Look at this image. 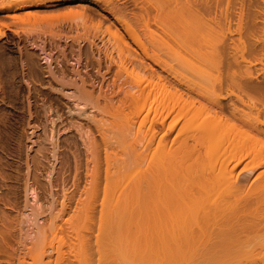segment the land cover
Masks as SVG:
<instances>
[{
    "label": "bare ground",
    "instance_id": "obj_1",
    "mask_svg": "<svg viewBox=\"0 0 264 264\" xmlns=\"http://www.w3.org/2000/svg\"><path fill=\"white\" fill-rule=\"evenodd\" d=\"M82 1H86V0H19V1L16 0V2L10 1V0L9 1L0 0V13L6 14V16L16 17L17 15H7V13L17 11V10H22V9L27 10L30 8L50 7V6H55V5L60 6V4H66L69 2L71 3L80 2V5H82L83 4V3L81 4ZM96 1L98 4H100L101 2V0L100 1L96 0ZM156 1L159 2L158 4L154 1L157 7L154 5L153 9L156 12L152 8L151 10H148L150 8L147 9L146 7V9H143L142 12L139 11L140 13H138L139 19L141 23L144 24L145 28L150 27V24H149L150 20L154 16H156L155 19H157V16L159 17L161 16L160 14H163L162 15L163 19L164 18L166 20L167 18L169 19V17H167L168 16L167 13H166L167 18L164 16L165 15L164 12H166L167 10L166 9L167 7H165V3L167 4L166 6H169L170 4L168 8L171 7L172 11L170 10V13H172L175 19L176 17L177 18L180 17L181 24L182 22H184L185 25H188V24L189 26L191 25V27L188 26L189 28H193L194 27L193 25H195V28H193L194 30L190 29V32L193 34L188 32L189 31L188 27L183 30L185 31L187 29L185 31L187 34L186 37L192 38V36L190 35H194L196 33V35L198 36L202 34L203 32L202 35H207L212 38V41H214L215 43V47H216V44H220V42L222 43L221 48H217V49H219V51L221 49L220 52L221 54H223L222 56H223V60H225L224 61L225 64L223 63L221 67L217 69L214 68L215 70L213 68L212 70L208 66H206L208 69L206 67L204 69H207V71L210 70L208 71V74H207V71L204 72V69L203 70L200 69V71L198 70V74H197L199 76L198 78L197 76L190 73V75H193L191 77L188 74L189 78L191 79H188V77H185L184 79L183 77L184 75H181L180 72L179 74L177 70L175 71L173 65L171 66L170 63L166 64L167 62L165 63V60L161 58L162 56L161 54H159L161 55L159 56L155 54L154 52V54L149 55L148 51L146 50V47H144L143 44L141 45L140 43L141 40H139L140 37H137L136 32L134 31V29H132V27H130L131 25L128 23V21L125 20L120 15V13L119 14L117 13L118 11L116 10H118L119 8L116 9L115 7H113V5L109 6L108 0L106 2L102 1L103 3L101 2L102 5L100 6H103L106 12H108V14H110L113 18V21L110 22L109 27H108V31H109L108 33L111 36V37L110 36L108 37H110L111 39L113 38L112 40L114 42V45L113 46L110 45V46L111 48L115 47L114 50L116 52H119L118 56L122 54V53L120 54V52H123L122 55H125V58L127 57L126 62L129 61L128 63H126L124 60V56L122 58L120 57L121 59H123V62H125L124 64H127V69L125 71L128 72L131 70V69L128 70L129 69L128 64H131V65L133 64L134 66L132 69L135 70L136 68H138L137 69L138 71L144 72V73L148 71L150 75L148 77L149 79L146 78L147 76L145 77V80H146L145 82L144 80L143 81L136 80V83L133 84L135 85V87L132 88V89H135L134 90L135 93L134 94L131 93L130 90H129V93L128 92L126 93L125 91V93L127 94L126 96L128 97L125 96L126 97V98L124 97L125 100L121 99L123 101L122 102L119 101L120 104L122 103L121 106L125 105L124 107H126L129 104V108L131 109L129 114L132 115V118L130 119L127 116L129 118L127 120V117H126V120H127L126 124L128 125L125 128H126L128 135L129 136L133 135L132 133L133 129L136 128L138 130H136L133 140L132 138H130V141L128 144L129 145L128 147L130 148V150L129 149L128 150L131 152L130 156H132V160L127 162L122 158L116 159V162H118L117 164H119L120 166L115 165L116 167L117 166L118 167L114 171H112L113 170L111 169L112 167L110 168L111 170L107 168L110 163L114 162V161L110 162V160H108L110 159L111 156L108 155L109 156L107 157L108 159H106V156L104 158L108 160L107 161L108 164L104 161L108 166L106 167L107 170L105 169L106 172H104L105 173L104 174V186L102 187V191H101L102 195H101V198H98L100 200V204H98L100 206L98 207L99 212H100L99 213L100 216H98L99 219L97 218L98 224L97 223L95 224L93 222V218H96V214L94 213L95 211H93L94 214L91 213V215H95V216L90 215L91 217H89V213L93 210V209L91 210V207L93 206H90L89 204L91 203L90 201H88V198L91 197L95 193L94 191L98 192L99 190H101V188L98 190L96 188V187L99 188L98 183H97V186L93 184L94 186H96L95 187L96 190L92 187L91 189H89L90 191L94 189L92 192L93 194L91 195V192L89 191L90 194L88 193V195H91V196H87L88 198L84 197V199H87L86 201L88 202H86V204H83V202L80 203V205L82 204L84 205L83 207H81L80 205H79L80 207H77L76 205V207L80 209L76 212L74 211L73 213L74 217L72 214V217L69 218V220L66 219L69 222L65 220L67 224L68 223L70 224L69 228L71 229L74 227L78 228V226L81 223H83V225L86 222L88 223L87 220L90 218L92 219L91 222H93L90 225L95 224L96 225L95 228L97 229L99 234L96 237L92 238L94 240V243L88 242L91 240L88 239L87 241V238L81 235V238H79V241L76 240L77 243L74 242L76 243V247H74L75 244L72 243L74 244L72 246L73 247L72 252L69 251V249L71 248L70 243L68 244L70 248L66 246L67 242L65 243L64 246L69 248L68 249L69 254L70 252L74 253L72 254V256L71 255L70 256L75 259L74 260L75 264L76 263L77 264H80V263L81 264H90V263L105 264V262L111 263L112 261L111 262L108 260L106 261V259L111 258V255L113 252H115V249H112V246H111L110 249L113 250L112 252L111 250L109 251L103 250L102 245L103 243H105L103 242V238H104L103 234L106 231H112L114 228L115 229L117 228V231H115V233L119 232V230L121 231L124 240L123 238L121 239L124 241L126 249L128 248L127 253L128 252L131 253L133 257V258H125L129 260V263L132 261V263H138V264H264V76H260V78L258 79L260 74L264 75V67L258 68V66H256V64L252 62L254 58L252 59V61L250 62L248 61V63L246 62V64L245 63L242 64L243 60L240 63L238 60H236L233 53H232V56H234V58L229 55L231 52L230 53L228 52V48H229L228 44L230 43L229 40L231 41L230 39L231 36L230 37L228 36L231 33H233L232 32L234 30L233 27L235 26L231 24L232 23L231 20H233L234 18L233 19L231 18V20H229L230 19L229 17H231L230 15H232L233 12H236V11H233L232 14H229L231 12L229 13L225 12V17L223 18L222 17L223 11L221 12L220 8L217 6L219 8L218 10L219 16L218 14H216L217 16H215V12L218 13V11H216L217 9L215 11L212 10L215 16L214 21L216 20L215 22H213V24L214 23L216 24L217 29H215L212 26V24L211 26L213 28L212 27L208 28V26H202L203 24L202 25L200 24L201 20L200 22L199 20L196 21L197 23H199V25H196L195 19L197 20V18L199 17L197 15L198 9L207 11V13L211 15L212 11H210V9L211 8L213 9L214 3L216 4L218 3L217 5H219V3H221V1L223 0H156ZM226 3H227L226 5L227 7H228V4L229 5L232 4L231 6L239 5L240 6L239 8L241 9L240 11L243 14L244 12L242 11L247 10L246 14H244L247 17L246 26L244 27H247L248 29L245 28L246 32L243 30L244 35L246 33L248 34V36L250 35L248 39L254 38V37L259 38L261 36L260 35L261 33H258V31H255V32L254 31L251 32V31L254 30L253 28H255L257 24H259V22L255 23L256 21L255 19H257V17L260 16L262 18L261 24L264 23V0H226ZM192 7L195 9L193 10ZM82 9H83L82 14H84V16L82 15L83 17H85L87 13L89 12L90 13L95 12L94 8H91V7H90V10L86 6L82 7ZM91 9H93V11H91ZM152 10L155 13H152L153 12ZM225 10L227 9L225 8ZM237 13L239 14L240 12H237ZM243 14H241L240 16L244 17ZM193 16L195 17V19ZM217 17L221 19L219 20ZM242 17H238V18L240 19ZM34 18H37V17H34ZM39 18L41 19L39 21L42 22L44 19L48 17L44 19H42L41 17ZM155 19H152V20L154 21V23L157 22L156 24L158 25V21ZM163 19H161V22ZM165 19L164 21H166ZM180 19H177V20H180ZM137 21H138V17H137ZM172 21H173V17H172ZM168 22L170 23L169 20ZM192 22L195 24H192ZM36 23H37V20L35 24ZM163 23L164 22H162L161 25H163ZM179 23L177 22V25ZM116 24L120 26L123 32L119 31L120 29L117 28ZM200 25L202 27H200ZM163 26L161 27L163 28ZM112 27H114L115 30L112 29ZM173 27L175 28V26ZM181 27L183 28V26ZM203 27L205 29H203ZM162 28H160V30ZM178 28L180 27L178 26ZM207 28L209 29L210 32L208 31ZM260 28L264 30V27L260 26ZM239 29H241V27ZM146 31H148V29H146ZM240 31L241 30H239V32ZM197 32H199L200 34H198ZM166 33H168V30ZM150 34H153V32ZM155 34L156 33H154L153 36ZM1 35L2 33L0 34V36ZM162 35H163V32H162ZM261 37L264 38V34H262ZM164 39L165 38H163V40ZM218 39L221 41L217 42ZM242 39H239V40L241 41ZM108 40L109 39H107V41ZM154 40L158 42L159 39L156 40L154 36L153 41ZM252 41L250 43H248L247 41L246 42L248 45L249 44L252 45ZM133 43L139 45L140 50H141L140 54L141 56H143L144 59L145 58L149 60L151 59L150 61L152 62V64L157 65L163 71L168 70L171 73L173 72V75L169 73L170 75L173 76V79H174V73L177 77L179 76L178 77L179 79H177L175 76L176 78L175 80L177 81L178 84L184 85L183 89H184V92L186 93L184 92L182 93L185 95L180 93L183 90L182 87L180 88L181 90H179L178 87H175V85H177L175 84V82H173L172 84L171 82L165 81L166 79L162 77L161 71H160L161 73L159 72L160 73L159 74L157 73L158 71L153 70L154 68L152 67V65L150 66L152 68L149 67L150 65L149 63L145 65L144 61H142L143 58L139 57L140 56L139 53L138 55H136L137 51L134 50L135 48L133 49ZM153 43L156 44L155 42ZM109 44L107 45V47L109 46ZM160 44L162 46V43ZM253 44H255V41L253 42ZM251 45H249L247 50L250 51V49H252ZM156 47L158 48V46ZM242 47L243 49L247 48V47L245 48L244 45ZM253 48L255 50L256 47L253 46ZM210 49L211 48H209V50ZM104 50L106 49H103L101 51H104ZM163 50L164 49H162V51ZM254 50L252 51L253 53H254ZM261 50H264V49L261 48ZM98 51H99V47H98ZM111 51L112 49L109 50L110 52L109 54L112 53ZM134 51H136V53ZM106 54L108 55V52H106ZM246 56L243 57V59H249V58H246ZM106 57H109V56H106ZM111 57H113V55ZM259 58H261L260 61L262 62V57H259ZM109 62H111V60ZM147 65H148V68H147ZM123 67H126V66H123ZM134 70L133 71L131 70V71L134 72ZM118 71H120V69ZM209 72H212V73H209ZM106 73H107V70H106ZM201 73H204V74L202 75ZM134 74H136L134 76H138L136 73V70ZM180 75L183 79L180 77ZM134 76L131 73L130 78L131 77L135 78ZM104 77L105 76H102L103 79ZM115 79L117 80L118 77ZM103 81L104 80H102V82ZM132 82L134 83L135 81H132ZM157 82L159 83L162 82L161 85L164 83L163 90L159 87L155 89ZM112 83H114V81ZM129 85H132V84H129ZM133 85L131 87H133ZM121 87L122 85L120 86V88ZM164 89L167 90L165 91L166 92L165 95H163L162 93ZM79 91L80 90H78V92ZM191 94H194V96L196 95L195 96L196 98L192 96ZM182 95L184 96V98L186 96V98L185 99L182 98L183 97ZM76 97H74V99ZM89 102H91V100ZM116 106H117L116 109H119L120 105L119 106L116 105ZM77 107H80V105L77 104ZM93 108H96V107H93ZM109 109H111L110 106H109ZM109 109L107 106V110L104 109L103 111L107 112ZM82 111L84 113L85 109L81 110L79 108V110L77 111L79 116H80V113L82 114ZM110 112L111 111L109 110L108 113L110 114ZM113 112L114 111H112L111 114L115 115V113ZM123 114H124V111L122 115ZM86 115H87V112H86ZM93 117H95V115ZM118 118L121 119L122 117L120 116ZM136 119L138 120L140 119L138 123ZM108 135L110 136V134ZM115 147L116 146H114V148ZM110 151H113V149ZM105 155H107V153ZM115 156H117V154H115ZM115 156L113 155V157ZM124 156L127 157L126 155ZM131 165L133 166L131 167ZM99 169L100 168L97 169V172ZM114 177H117V178L115 179ZM84 196H85V192H84ZM94 196H96V194H94ZM89 200H91V198H89ZM92 202L93 204H95L94 200ZM95 202H97V200H95ZM95 207L97 206L94 205V210H95ZM96 211L98 213L97 208H96ZM115 214L117 215V218L115 217L116 219L113 218ZM0 219H2L5 222V223L3 222L4 224H6V221L4 218H0ZM2 220L0 222L1 225H3ZM65 221H64L65 228L63 227V222H62V225H59V226L57 225L58 228L61 227L62 229L63 228L69 229L68 225L67 227L65 226L66 225ZM75 224L76 226H73ZM86 225H85V228H86ZM1 228L2 227H0V230L2 231L0 232V250L2 247L1 243L8 237V235L4 233V232L6 233L8 232L6 230L7 228H2V229ZM85 228H84V231L86 230ZM3 229H4V232H3ZM78 229H75V231H71V230L69 231L75 233ZM68 233L69 235L72 234L70 232ZM118 234L120 235V232ZM6 235L7 237H5ZM69 235L67 234L68 236L67 239L69 238ZM74 235L78 236V233ZM106 235L108 236V234ZM118 236L116 235L115 236L116 238L112 236L111 237L117 240ZM111 237L109 238L108 236L109 239L107 237L106 239L110 241ZM75 239H77V237L74 238V241ZM62 240H63L62 242L65 241L63 237H62ZM7 245H11V244H7ZM110 245H113V244L111 243ZM126 249L124 248V250ZM147 249L149 250L150 253L147 251ZM59 250H60V247L57 250L58 254L64 249H61V251ZM64 257L62 254V258H61V254H60V258H58L59 264H61L60 261H63L65 259ZM113 257L116 258V256H113ZM68 258L66 259V262ZM88 258L89 260H92L90 258H93V261L88 262L89 261ZM114 261L116 260L114 259ZM114 261L112 264H114ZM121 261H122V258H121ZM55 262L57 263V260H55ZM69 262H71L70 264H73L72 261H69Z\"/></svg>",
    "mask_w": 264,
    "mask_h": 264
},
{
    "label": "rangeland",
    "instance_id": "obj_2",
    "mask_svg": "<svg viewBox=\"0 0 264 264\" xmlns=\"http://www.w3.org/2000/svg\"><path fill=\"white\" fill-rule=\"evenodd\" d=\"M10 1L16 2V0H10ZM102 1L106 2L107 0H101V2ZM154 1L159 4V2H157L156 0H153V2ZM101 2L100 4H98L96 0L95 1L86 0V1L81 2V4L83 3L82 5H80V2H75V3L69 2L66 4H60V6L55 5V6H50V7L30 8L27 10L22 9V10H17V11L7 13V15H17L16 17L6 16V14L0 13V34L2 33V35L0 36V133H1L0 134V144H1L0 145V149H1L0 150V166H1L0 167V179H1L0 180V218H4L6 221V224H4L5 222L2 219H0V222L1 220H2V223L4 222L3 225H1L0 223V227L7 228L6 230L8 232L7 233L4 232V229H3V232L7 234L8 237L10 236L8 238L6 235L5 237H7L6 239L8 240L5 239L4 241L6 242L3 241L1 243L2 247L0 250L1 252L0 253V264H59L58 258H60V254H61V258H62V254H63V257L66 254L64 257L65 259L63 261H60L61 264L63 263L70 264L71 262L69 261H72L73 264H75L74 263L75 259L71 257L72 254L74 253H71V252L73 250L72 246L74 244H75L74 247H76V243H77L76 240L79 241V238H81V235H83V237L87 238V241L88 239L91 240L88 242L94 243V240L92 238L96 237L99 234V232L95 228L96 226L95 224L96 223L98 224V219H99L98 216H100L99 214L100 212L98 209V207H100L98 205L100 204V200L98 198H101V195H102L101 191H102V187L104 186V174H105L104 172H106L107 170L106 167L108 166L107 161L108 160H110V162L114 161L110 163L111 165L113 164L114 166L113 165L111 166L109 164V166L107 167L108 169L112 167L111 169H113L112 171H114L118 166H120L119 164H117L118 162H116V159L122 158L127 162L132 160V156H130L131 152L129 151L130 148L128 147L129 146L128 144H129L130 138H132L133 140L135 132L138 129L136 128L133 129L132 136L128 135L125 127H127L128 125L126 124L127 120L129 118L130 119L132 118V115L129 114L131 109L129 108V104L128 105L126 104L127 105L126 107H124L125 105H122L123 106L122 108L121 106L122 103L120 104L119 101L122 102L123 100H125L124 97L127 95L126 94L127 92L129 93V90L131 93L134 94L135 89H132V88L135 87V85L133 84L136 83V80H140V81L144 80L145 82L146 81L145 77L147 76L146 78H148L150 73L148 71L145 73L140 72L137 70L138 68H136L135 70L139 77L134 76L136 74H134L135 70L132 69L134 66L133 64L132 65L128 64V68H129L128 70L130 69L132 71L134 70V72H132L131 70L130 71L135 78L133 77L130 78L131 76L130 71L128 72L125 71L127 69V64H124V63L126 62L127 57L125 58V55H122L123 52H120V54L121 53L122 54L118 56L119 52H116L114 50L115 47L111 48L110 46V45L113 46L114 42L112 40L113 38L112 39L110 38L111 36L108 33L109 32L108 27H109L110 22L113 21V18L110 14H108V12H106L103 6H100L103 3ZM153 2L152 0H149V1L147 0H108L109 6L113 5V7H115L116 9L119 8L118 10H116L118 11L117 13L118 14L120 13V15L125 20L128 21V23L131 25L130 27H132V29H134V31L136 32L137 37H140L139 38V40H141L140 43L141 45L143 44V46L146 47V50L148 51L149 55L154 54V52L157 55L161 54L162 56L161 55L159 56H161V58L165 60V63L167 62L166 64L170 63L171 66L173 65L175 71L177 70L178 73L180 72L181 75H184L183 76L184 79L185 77H188V79H191L189 78L190 73L197 76L198 78L199 77L197 75L198 70L199 71L200 69L203 70L206 66H208L210 69L212 68L217 69L221 67V65L224 63L225 60H223V56H222L223 54H221L220 52L221 49L219 51V49L217 48H221L222 43L220 42V44H216V47H215V43L214 41H212V38L207 35H202L203 32L202 34L197 32L201 36L200 35L197 36L196 33L194 35H190L192 36L193 39L191 37L190 38L186 37L187 34L185 31L187 29L185 31L183 30L187 28L189 24L185 25L184 22H182L181 24L180 17L178 18L176 17L175 19L172 13H170L171 7L168 8L170 4L169 6H166L167 4L164 2L165 7H167L166 9L167 10L169 9L168 11L166 10V12H164L165 13L164 16L166 17L168 15L167 17H169V19L166 17L167 20L164 18L166 20L164 21V19L162 18L163 14H160L161 16L159 17L157 16V19H155L156 16H154L150 20V23H149L150 27L145 28L144 24L141 23L139 19L138 13L142 12V10L146 9V7L147 9L150 8L148 10H151V8L153 9L155 5V2L154 4ZM221 3H219V5H217L218 3L217 4L214 3L213 9L211 8L210 11L212 10L215 11L216 9H217L216 11H218L220 8L221 12L223 11L222 12L223 18L225 17V12L227 13L231 12L229 14H232L233 11H236V12H233L232 15H230L231 17H229L230 18L229 20H231V18L232 19L234 18L233 20H231L232 21L231 24L233 26L235 25L233 27L230 24L234 28L235 31L231 30L233 33H231L232 35L230 34L228 36V37L231 36L230 37L231 41L229 40L230 43L228 44V47H229L228 52L229 53L231 52L229 55L232 56V53H233L236 60H238L240 63L243 60L242 64L243 63L246 64V62L248 63V61L250 62L254 58L252 62L255 63L256 66H258V68L264 67V50H261V48L264 49V43H262L264 42V38L261 37L262 34H264V32H262L264 30L260 28V26L264 27L262 26L264 25V23L261 24L262 18L258 15L260 18L257 17V19L258 18L259 19L258 20L255 19L256 20L255 23L259 22V24L257 25L255 24L256 27L257 26L258 27L253 28L254 30L251 29L252 30L251 32L258 31V33H261L260 34L261 38L254 37V38L248 39L250 35L248 36L247 33L244 35V31L246 32L245 28H247V27H244L246 26V22H247L246 20L247 17L244 14H246L247 10L245 11L243 10L242 11L244 12L243 14L240 11L241 9L239 8L240 7L239 5L238 6L234 5L235 6L234 7V6H231L232 4L230 5L228 4V7H227L226 0L221 1ZM83 5L88 7L89 10H90V7L94 8L95 12L93 13L89 12L90 14L87 13V15L85 14L86 16L83 17L84 14H82L83 13L82 7H85ZM138 6L139 7L141 6V7L139 8ZM155 6L157 7V5ZM232 7H234L235 9ZM225 8L227 10H225ZM194 9L195 8H193V10ZM198 10H197V15L199 16L198 17L199 19L197 18L196 20L195 17L193 16L195 19L196 25H199V23H197L196 21L199 20L200 22L201 20L200 24L201 25L203 24L202 26H208V28L213 26L215 29H217L216 24L215 23L213 24V22L216 21V20L214 21V17L217 16L216 14H218L219 16V11L218 13L215 12V16H214L213 11H212V14L209 15L207 11H203L201 9L203 11L202 12L200 9ZM91 11H93V9H91ZM154 11L152 13L156 12ZM237 12H240V13L238 14ZM241 14H243L244 17L240 16ZM33 15L34 17H37V18H34ZM39 17H41L42 19L46 17L48 18L40 22L39 20L41 19ZM137 17H138V21L140 22L137 21ZM172 17H173V21H172ZM238 17H242V18L239 19ZM217 18L219 20L221 19L219 17ZM35 19L37 20L36 24H35L36 22ZM152 19L157 20L158 25L156 24L157 22L154 23ZM161 19H163L162 22H164L163 23L164 26L161 25L162 24ZM174 19L178 23L180 21V23L177 25V22H175ZM177 19H180V20H177ZM168 20L170 21V23L168 22ZM195 23L192 22V24H195ZM239 23L241 26L239 25ZM116 25H117V28L120 29L119 31L123 32L120 26L118 24ZM172 25L175 26V28ZM201 25L200 27H202ZM161 26H163V28ZM178 26L180 28H178ZM181 26H183V28ZM193 26H194L193 28H195V25ZM239 26L241 27V29H239L240 28ZM165 27H167L168 29ZM189 27H191V25ZM189 27H188V30H189L188 32H190V29L191 30L193 29ZM160 28L162 29L160 30ZM112 29H114V27H112ZM146 29H148V31L151 30L153 34L156 33L154 35L155 39L156 40L159 39L158 42L162 43V46L163 45L164 46L162 47L160 43L156 42L155 40L153 41L154 36L153 34H150L152 32L151 31L148 32L146 31ZM203 29L205 28L203 27ZM167 30H168V33H166ZM239 30H241L240 32L242 34L239 32ZM160 31L163 32V35H162V32ZM161 36L165 39L163 40ZM166 38L169 40H167ZM107 39L109 40L107 41ZM239 39H242V40L240 41ZM218 41H221V40L218 39L217 42ZM246 41L248 43L252 41V45L251 44L249 45L252 46L253 50H254L253 46H255L257 48V49L255 48V50L258 52L254 50V53H253L252 52L253 50L250 49L251 46L249 48L250 51L247 50L249 45L247 44ZM254 41H255V44H253ZM153 42H155L156 44H154ZM108 44L110 48L112 49L111 54H109L110 53L109 50L111 49L109 48V46L107 47ZM137 45L138 44L133 43V49L135 48L134 50H136L137 53L136 51L134 52L136 53V55H138L139 53L140 55L139 57L143 58V56H141L140 54L141 52L140 47L139 45L138 46ZM243 45L244 47L246 45L248 46H246L247 48L245 47L246 49H243L242 47ZM156 46L160 48L158 49ZM98 47H99V51H98ZM209 48H211L210 49L211 51L209 50ZM103 49H106V50L101 51ZM162 49H164L163 50L164 52L162 51ZM243 51L244 52L246 51V52L244 53ZM248 51L251 53H249ZM106 52H108V55L106 54ZM247 52L249 53V55ZM260 53L262 54V56ZM110 55L111 56L113 55L114 59L115 58L116 59L114 60L113 57H111ZM106 56H109V57H106ZM123 56H124L125 62H123V59H121ZM234 56L232 57L234 58ZM245 56L246 58H249V59H243V57ZM259 57H262V62L260 61L261 58ZM143 59L142 61H144L145 65L149 63L150 64L149 67L152 65V67L154 68L153 70L158 71L157 73L161 71L162 73L161 72L160 73L162 77L166 79L165 81L171 82L172 84L173 82H175V84H177L175 85V87H178L179 90H181L180 89L181 87L183 89L184 85L178 84L177 81L175 80L176 78L179 79L178 78L179 76L177 77L174 73V79H173V76H172L173 72L171 73L168 70H167L168 72L166 70L164 71L161 70L160 67L152 64V62L150 61L151 59L150 60L146 58L144 60ZM110 60L111 62H109ZM123 66H126V67H123ZM118 68L120 69V71H118L119 70ZM147 68H148V65H147ZM207 69H204V72H206ZM106 70H107V73H106ZM208 71H207V74H208ZM212 72H209V73H212ZM169 73L172 75H170ZM201 74L203 75L204 73H201ZM101 75L105 76L104 79L102 78ZM116 75L118 77L117 80L115 79L117 78ZM193 75H190V76L192 77ZM260 76H264V75L260 74L258 79L260 78ZM102 80L104 81L102 82ZM113 81L114 83H112ZM130 81L131 82L135 81V82L131 83ZM158 83L159 82H157L155 89L159 87L163 90L164 83L161 85L162 82H160L159 85L161 86H159ZM109 84L112 85L113 87L110 86ZM129 84H132L133 87H131L132 85H129ZM121 85H122L121 87L122 89L120 88ZM78 90L80 91L78 92ZM165 91L167 90L164 89V91L162 92L163 95H165L166 93ZM182 92H184V89L180 93ZM191 95L194 96V94H191ZM74 97L76 98L74 99ZM182 98H184V96ZM90 100L91 102H89ZM110 100L113 101L114 103L111 102ZM77 104H79L80 107H77ZM116 105L118 106L120 105L119 109L121 107L120 110L122 111V113L124 111V114H125V115L123 114L124 116L122 115L119 109H116L117 107ZM107 106H108V109H109V106L111 107V109L109 110L111 112L114 111L113 113H115V115H117L118 112L119 114L120 113L121 114L120 115L118 114L117 116H115V115H112L111 112L109 114L108 113L109 110L107 112L103 111L104 109L107 110ZM93 107H96V108H93ZM79 108L81 110L85 109L84 113L83 111H82V114L79 112L80 116L77 113ZM86 112H87V115H86ZM94 115L95 117H93ZM120 116L122 117L121 119L118 118ZM126 117H127V120H126ZM99 119H101L102 121ZM136 120L138 123L140 119L139 120L136 119ZM108 134H110V136ZM119 140L120 141L122 140V141L120 142ZM120 143L122 144V146ZM114 146H116L117 148L116 147L114 148ZM112 149L113 151H110ZM117 150L120 152H118ZM121 151H123L124 153ZM105 152L107 153V155H105L106 154ZM115 154H117V156H115ZM108 155L111 156L110 159L107 158L109 157ZM113 155L115 157H113ZM124 155H126L129 158V160ZM105 156H106V159L108 160L104 159ZM123 156L127 159H125ZM115 165H118V166L116 167ZM132 166L133 165H131V167ZM98 168H100L101 170L99 169L97 172ZM89 174L92 176V178ZM114 178L116 179L117 177H114ZM89 183L91 184V186ZM97 183H98L99 188L96 187ZM93 184H95L96 186H94ZM91 187L94 189L96 187L97 190L101 188V190H99L100 192L94 191L95 192L94 194H96V196H94V194L92 193L94 189L92 191L89 190L91 189ZM89 191L91 192V195L93 194L92 195L93 198L91 195H88ZM84 192H85V196H84ZM87 196H91L89 198H91L92 201L94 200L95 204H93V202L89 200ZM84 197L88 198V201H90L91 203V204L89 203L88 204L90 206H93L91 207V210L92 209L93 210L89 213V217L95 216V215H91V213L96 214V218L92 217L93 222L95 224L90 225L93 222H91L92 219L89 218L87 220L88 223L86 222L84 225L83 223H81L78 226L79 229L75 227L70 229L69 228L70 224L69 223L67 224V222L69 221H67L66 219L69 220V218L72 217V214L74 213V211L76 212L80 209L77 207H80V206L83 207L84 206L83 204H86V202H88L86 201L87 199H84ZM81 198H83L84 200ZM95 200H97V202H95ZM82 202L83 204L80 205V203ZM94 205L97 206L95 207V210H94ZM96 208L98 210V213L96 211ZM93 211L95 212L93 213ZM73 217H74V214H73ZM115 217L117 218L116 214L114 215L113 218ZM50 221L52 224L50 223ZM64 221L66 222L65 226L67 227L68 225L69 229H64L65 228ZM62 222H63L64 228L62 229L61 227H59L60 228L59 229L58 226L62 225ZM85 225H86V228H85ZM73 226H76V224ZM84 228L87 230V232L86 230L84 231ZM75 229H78L75 233L71 232V231H75ZM115 231H117V228L116 229L114 228L112 231H106L103 234L105 238V240L103 238V242H105L102 245L103 250L104 251L111 250L112 252L113 251L112 249H115V252H113L114 254L112 253L111 258L106 259V261L108 260L112 262L111 263L105 262V264L106 263L112 264L114 259L116 260L114 261V264H124V263L130 264L132 263V261L129 263V260L125 258H133V257L131 253L129 252H128L129 254L127 253L128 248L126 249L125 243L123 241L124 238L122 236L121 231L119 230L120 235L122 237L118 234L119 232L115 233ZM0 232L2 231L0 230ZM68 232L72 233L70 235L73 237H71ZM66 233L69 235L68 239H67L68 236ZM77 233H78V236L74 235ZM106 234H108L109 238L111 236L115 237L116 235L117 236L119 235L118 236L119 238L117 237V240H116L115 239L116 237L114 239L111 237V240H110L111 242H110L109 240L106 239V237L108 238ZM62 237L65 240L64 242H62L63 241ZM75 237H77V239H75L74 241ZM121 238H123V240ZM69 239L71 240V242ZM65 243H66V246H68V244L70 243L71 248L70 246L68 247L71 250L67 248L66 246H64ZM111 243L114 245V247L113 245H110ZM7 244H11V245H7ZM111 246H112V249H110ZM59 247H60L59 251H61V249H64V250H62L58 254L57 250ZM124 248L126 250H124ZM68 249L69 251H71L70 254L68 252ZM147 251L149 252L148 249ZM9 256L11 259L9 258ZM66 256L67 258L69 257L67 262H66V259H67ZM113 256H116V258ZM121 258L124 263L121 261ZM90 259L92 260H89L88 258L89 260L88 262L93 261V258H90ZM55 260H57V263L55 262ZM125 260L128 262H126ZM132 264H138V263H132Z\"/></svg>",
    "mask_w": 264,
    "mask_h": 264
}]
</instances>
